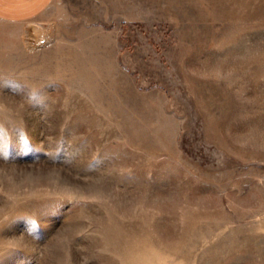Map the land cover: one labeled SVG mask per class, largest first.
I'll return each instance as SVG.
<instances>
[{
    "label": "rangeland",
    "instance_id": "obj_1",
    "mask_svg": "<svg viewBox=\"0 0 264 264\" xmlns=\"http://www.w3.org/2000/svg\"><path fill=\"white\" fill-rule=\"evenodd\" d=\"M0 264H264V0L0 22Z\"/></svg>",
    "mask_w": 264,
    "mask_h": 264
},
{
    "label": "crops",
    "instance_id": "obj_2",
    "mask_svg": "<svg viewBox=\"0 0 264 264\" xmlns=\"http://www.w3.org/2000/svg\"><path fill=\"white\" fill-rule=\"evenodd\" d=\"M55 0H0V22L19 24L41 16Z\"/></svg>",
    "mask_w": 264,
    "mask_h": 264
}]
</instances>
